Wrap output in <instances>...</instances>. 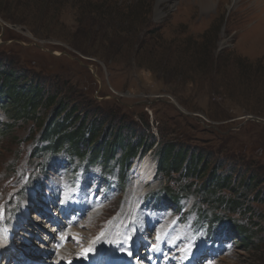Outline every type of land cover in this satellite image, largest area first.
<instances>
[{
  "label": "rangeland",
  "instance_id": "rangeland-1",
  "mask_svg": "<svg viewBox=\"0 0 264 264\" xmlns=\"http://www.w3.org/2000/svg\"><path fill=\"white\" fill-rule=\"evenodd\" d=\"M7 1L13 7L0 10V70L89 119L130 126L131 143L153 142L136 156L149 155L155 171L160 143L172 140L210 150V164L221 162L233 177L256 170L262 179L256 189L235 183V192L218 191L247 212L230 214L229 203L192 192L174 205L164 190L180 192L176 177L156 173L132 188L131 165L125 180L118 164L103 172L95 163L82 173L85 163L69 151L40 149L38 122L50 110L2 131L10 120L0 108V264L95 257L100 264H264V200L253 199L256 190L264 193V0ZM71 199L70 212L64 203ZM214 214L224 224L251 225L253 243L243 247L229 227L211 234L202 216ZM142 216L146 225L135 220ZM117 227L118 234L110 231ZM106 241H115L109 251ZM132 244L142 259L125 256Z\"/></svg>",
  "mask_w": 264,
  "mask_h": 264
},
{
  "label": "trees",
  "instance_id": "trees-1",
  "mask_svg": "<svg viewBox=\"0 0 264 264\" xmlns=\"http://www.w3.org/2000/svg\"><path fill=\"white\" fill-rule=\"evenodd\" d=\"M12 7L11 2L0 0V10L10 12ZM16 20L20 21L19 18ZM56 98L46 94L38 84L26 83L20 74L11 70H0V108L10 120L9 123L2 124V131H6L18 120L40 119L39 109L50 110L47 122H44L43 125L42 121L38 122L41 129L39 139L46 143L44 146H40V149L43 148L48 154L53 155L65 150L69 151L72 159L74 157L78 162L85 163L83 173L95 163H100L103 172H111L115 164H118L122 180H125L131 159L136 156L137 151L145 153L151 148L153 142L147 144L140 137L131 143L132 129L130 126L124 127L118 124L116 127L113 122L108 123L96 117L89 119L87 112L78 110L74 105L68 107L61 99L55 104ZM125 132L129 135L128 138L127 136L122 138V133ZM119 149L121 154L116 158V151ZM213 159L210 150L204 148H195L187 143L177 144L172 140L160 143L156 173H160L168 179L176 177L175 179L180 181V185L182 184L177 188V190L181 189L180 192L172 191L170 193L168 189L164 190L167 201L177 205L184 194L192 192L209 197L208 202L216 205L225 206L229 203L227 211L230 214L235 211H249L247 206L242 209V203L233 198H228L225 202L222 201L218 191L233 187V192H235L238 188L235 187V183L242 184L249 189H256L262 179L260 178L261 172L255 170V173L250 172L246 175L237 170L234 178L232 171L222 172L224 166L221 162L210 164ZM112 160L115 162L110 166L109 163ZM214 161L216 160L214 159ZM253 199L264 200V193L256 190ZM250 212L252 214V211ZM200 217L199 215L198 219ZM223 221L224 219L217 214H214L209 220L202 216V224L211 231V234L214 235L215 230L218 231L217 233H221L222 230L226 231L229 227L230 231L239 238L240 245L249 247L253 243L251 236L254 230L250 228L251 225L246 226L235 219L234 221L229 220L225 224ZM222 224L225 226L222 227ZM252 226H256V224L252 223Z\"/></svg>",
  "mask_w": 264,
  "mask_h": 264
},
{
  "label": "bare ground",
  "instance_id": "bare-ground-1",
  "mask_svg": "<svg viewBox=\"0 0 264 264\" xmlns=\"http://www.w3.org/2000/svg\"><path fill=\"white\" fill-rule=\"evenodd\" d=\"M205 4H207V1L208 0H202ZM154 162L151 161L149 155H139V156H136L134 159H133V162L131 164V167H130V172H131V182H132V185L131 187L134 188L135 186H143V185H147L148 183H151L154 178H153V175H154V171H155V166H154ZM134 186V187H133ZM132 188H130L129 190H131ZM73 200L71 199V201H67L64 203L65 207H67V211L70 210V212L74 209L75 205L72 204ZM69 203V205H68ZM68 205V206H67ZM73 205V206H72ZM133 203L130 202L127 204V207L126 209L123 211V213L127 216H129L132 212V209H133ZM62 213H65L64 211ZM135 220H139V222L141 221V223H143V225H146L147 224V219L145 216H142V217H139ZM180 221V220H179ZM125 222V221H124ZM121 224V223H120ZM119 224V225H120ZM151 225V224H150ZM127 226H129V224L127 223ZM154 227V226H153ZM116 229V228H115ZM110 231H113L115 232L116 234H118V227H117V230H113V229H110ZM126 232V231H125ZM125 232L123 231V233L121 234V237L120 239H124L123 236L125 235ZM164 232V230H163ZM129 235V232L127 233V236ZM130 237V236H129ZM116 238L119 239V236H117ZM10 243V241H8ZM115 242V241H114ZM114 242H107L103 245L107 251H109L110 249V246L111 244H113ZM5 246V245H4ZM6 247V246H5ZM161 246L158 245V248H160ZM104 248V249H105ZM112 249V248H111ZM155 248H153L152 250H154ZM105 250V251H106ZM113 251V250H112ZM111 251V252H112ZM102 252V251H100ZM125 256L127 257L128 255H132V257H137L138 259H142L141 256H136V252H135V247H134V244L130 245L129 248H125ZM113 254V253H112ZM111 254V255H112ZM151 254H154L153 256H156L158 255V252H152ZM98 258L95 257V260H91V262H87L85 263V261H77L76 259L72 258L71 261L68 262V264H100V262L97 261ZM100 260V259H98ZM93 261V262H92ZM121 261L117 262V264H120ZM114 263V262H113ZM51 264H62V262L60 263H51ZM132 264H135V263H132Z\"/></svg>",
  "mask_w": 264,
  "mask_h": 264
},
{
  "label": "snow or ice",
  "instance_id": "snow-or-ice-1",
  "mask_svg": "<svg viewBox=\"0 0 264 264\" xmlns=\"http://www.w3.org/2000/svg\"><path fill=\"white\" fill-rule=\"evenodd\" d=\"M188 250H190V249H188Z\"/></svg>",
  "mask_w": 264,
  "mask_h": 264
}]
</instances>
